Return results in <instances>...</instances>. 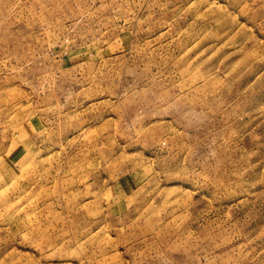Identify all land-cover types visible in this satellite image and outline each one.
I'll return each mask as SVG.
<instances>
[{"label": "rangeland", "instance_id": "rangeland-1", "mask_svg": "<svg viewBox=\"0 0 264 264\" xmlns=\"http://www.w3.org/2000/svg\"><path fill=\"white\" fill-rule=\"evenodd\" d=\"M0 264H264V0H0Z\"/></svg>", "mask_w": 264, "mask_h": 264}]
</instances>
